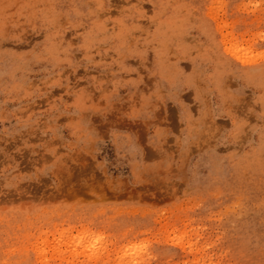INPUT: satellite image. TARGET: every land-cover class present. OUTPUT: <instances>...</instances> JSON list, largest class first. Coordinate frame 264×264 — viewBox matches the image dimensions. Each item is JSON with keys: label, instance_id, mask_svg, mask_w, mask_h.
Returning a JSON list of instances; mask_svg holds the SVG:
<instances>
[{"label": "rangeland", "instance_id": "1", "mask_svg": "<svg viewBox=\"0 0 264 264\" xmlns=\"http://www.w3.org/2000/svg\"><path fill=\"white\" fill-rule=\"evenodd\" d=\"M0 264H264V0H0Z\"/></svg>", "mask_w": 264, "mask_h": 264}]
</instances>
